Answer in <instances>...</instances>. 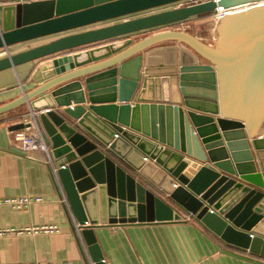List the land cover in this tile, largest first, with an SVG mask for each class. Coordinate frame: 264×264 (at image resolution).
Wrapping results in <instances>:
<instances>
[{
    "label": "water",
    "instance_id": "water-1",
    "mask_svg": "<svg viewBox=\"0 0 264 264\" xmlns=\"http://www.w3.org/2000/svg\"><path fill=\"white\" fill-rule=\"evenodd\" d=\"M177 1H15L0 8V49ZM243 4L251 7L214 20L211 42L179 29L126 37ZM43 58L31 75L36 85L1 104L0 115L22 104L47 109L36 122L57 180L51 174L94 264H106L98 226L176 222L184 214L264 257V0H209L68 33L8 51L0 70ZM154 86L164 94L146 95ZM29 126L15 122L3 133ZM190 157L202 162L191 177L183 173Z\"/></svg>",
    "mask_w": 264,
    "mask_h": 264
},
{
    "label": "crops",
    "instance_id": "crops-1",
    "mask_svg": "<svg viewBox=\"0 0 264 264\" xmlns=\"http://www.w3.org/2000/svg\"><path fill=\"white\" fill-rule=\"evenodd\" d=\"M15 1L19 0H0V8L8 7ZM149 13L153 12L130 15L17 43L10 46L7 51L0 49V52L3 53L0 57L5 56L8 51L13 54L68 33L97 28ZM2 14L0 9V20ZM209 18L210 14H203L183 21L199 19L205 22ZM212 25L213 22L208 27V38L211 36ZM195 35L206 40L198 33ZM126 37L132 38L133 41L140 39L136 38L134 34ZM168 43L173 42L159 44ZM103 44H107V41L75 48L69 53H78ZM45 59L47 58L22 63L15 68L0 70V105L15 99L23 90L27 91L36 85L30 82L32 72L37 64ZM71 70L55 74L53 77L66 74ZM82 87L84 89V86ZM164 88L167 89L168 85L166 84ZM152 89V93L149 92L146 95L151 97L156 93L164 94L162 87L156 90L154 86ZM165 91V94L168 95L167 90ZM84 93L86 95L85 90ZM135 97L133 96L132 101H135ZM86 103L88 105V101ZM113 103L123 102L116 100ZM28 110L29 107L22 104L0 115V198L36 195L41 196L43 200L33 202L21 209L0 204V228L55 225L58 230L35 234L8 233L0 236V264H88L85 246L77 241L67 220L62 200L51 174V166L46 161V154L34 151L31 157H28L25 154L12 151V147L21 149L13 141L12 132L3 133L4 127L19 122L22 115ZM214 126L217 131L221 132L217 123ZM38 127L42 133V127L39 125ZM48 150L53 165L49 146ZM77 158L80 159L79 156ZM189 160L190 163L183 173L191 177L202 162L191 157ZM193 163L196 165L194 166ZM190 167L192 170L189 169ZM94 234L106 264H264L263 256L224 243L217 235L185 214L182 221L176 222L146 221L121 225L103 224L94 229Z\"/></svg>",
    "mask_w": 264,
    "mask_h": 264
},
{
    "label": "built area",
    "instance_id": "built-area-1",
    "mask_svg": "<svg viewBox=\"0 0 264 264\" xmlns=\"http://www.w3.org/2000/svg\"><path fill=\"white\" fill-rule=\"evenodd\" d=\"M30 1V0H24ZM209 0H180L165 6L168 8L182 7L188 5H194L197 3L205 2ZM217 1V0H214ZM227 10L223 7L216 8L210 16L212 19L216 20L217 18L225 15ZM47 109H43L41 111H32L28 110L21 117V122H29L30 126L27 128L19 129L12 132V139L15 143L18 144L19 148L25 153L26 156L31 157V154L34 151H41L46 154L47 162L51 166V172L57 180V175L55 169L52 165V161L50 159L48 146L44 140L43 134L39 130V127L36 122V116L40 112H45ZM43 198L41 196L36 195H20V196H11V197H1L0 204H7L15 209H21L29 206L33 202H40ZM58 228L55 225H40V226H26L21 228L14 227H2L0 228V236L6 235L8 233H31L35 234L38 232H53L57 231ZM69 264V263H68ZM88 264H94L88 257Z\"/></svg>",
    "mask_w": 264,
    "mask_h": 264
},
{
    "label": "rangeland",
    "instance_id": "rangeland-1",
    "mask_svg": "<svg viewBox=\"0 0 264 264\" xmlns=\"http://www.w3.org/2000/svg\"><path fill=\"white\" fill-rule=\"evenodd\" d=\"M164 9H169V8H168V6H162V7H158L155 9L143 11V12H140L137 14H144V13H148V12H157V11H161ZM137 14H134V15H137ZM212 22H214V19H212V16H210V18L207 19L205 22L204 21L202 22L199 19H190V20L185 21V22L184 21L183 22H176L173 24L144 30V31L139 32V33L134 34V35L136 38H142L144 36H147L149 34H152L154 32L161 31V30H166V29H177L178 30L179 29V30L188 31L194 35L196 33H198L199 35H202V37L206 38V40L203 39L205 42H211L210 37L209 38L207 37V32H208V27H210V23H212ZM1 55H3V53H1L0 56Z\"/></svg>",
    "mask_w": 264,
    "mask_h": 264
},
{
    "label": "bare ground",
    "instance_id": "bare-ground-1",
    "mask_svg": "<svg viewBox=\"0 0 264 264\" xmlns=\"http://www.w3.org/2000/svg\"><path fill=\"white\" fill-rule=\"evenodd\" d=\"M249 7H251V6H249L247 4H243V5L235 6V7H232V8L225 9V10H227V13H233L235 11L248 9Z\"/></svg>",
    "mask_w": 264,
    "mask_h": 264
}]
</instances>
